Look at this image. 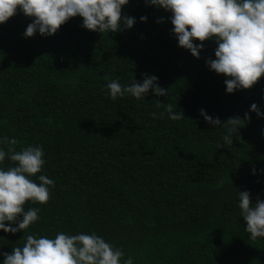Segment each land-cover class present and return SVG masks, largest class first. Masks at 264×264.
I'll list each match as a JSON object with an SVG mask.
<instances>
[{
    "label": "trees",
    "instance_id": "1",
    "mask_svg": "<svg viewBox=\"0 0 264 264\" xmlns=\"http://www.w3.org/2000/svg\"><path fill=\"white\" fill-rule=\"evenodd\" d=\"M121 15L133 25L109 33L81 27L77 15L52 35L25 38L32 18L19 9L0 24V137L15 138V151L40 145L45 162L31 179L54 181L47 202L23 206L39 208L37 221L0 230V253L30 234L95 232L122 250L121 262L264 264V238L245 232L237 194L264 200V117L249 110L255 103L264 113V74L226 93V77L205 63L212 40L193 41L203 45L195 58L177 46L170 13L128 0ZM142 74L165 95H107L110 80L127 86ZM166 104L184 118L170 120ZM200 109L221 125L243 121L232 144L222 139L232 125L214 128ZM13 164L6 155L0 167Z\"/></svg>",
    "mask_w": 264,
    "mask_h": 264
},
{
    "label": "clouds",
    "instance_id": "2",
    "mask_svg": "<svg viewBox=\"0 0 264 264\" xmlns=\"http://www.w3.org/2000/svg\"><path fill=\"white\" fill-rule=\"evenodd\" d=\"M127 3L128 0H0V24L19 9L32 18L24 29L25 38L34 33L52 35L60 25L77 15L82 18L80 26L87 30L116 32L122 27L130 28L134 23L135 18L121 15V7ZM145 3L170 13V31L177 46L188 50L193 57L198 58L203 46L194 40L215 43L214 58L205 63L209 70L226 77L223 81L226 93L247 89L264 74V0H145ZM139 19L144 22L147 18L141 16ZM142 77L141 82L133 81L127 86H122L116 79L110 80L105 85L107 95L113 100L125 95L141 100L149 89L155 95H165L166 89L155 83L157 77L150 74H142ZM159 104L158 101L157 106ZM164 107L170 120L184 118L176 108L173 110L172 105ZM249 110L258 118L264 117L255 103ZM199 114L214 128L226 123L232 125L222 137L227 144H232L233 134L243 126L239 117L229 118L221 125L218 118L207 115L204 109H200ZM150 115L157 118L155 112ZM159 115L162 117L164 112ZM244 118H248L247 113ZM261 135L264 136V129H261ZM5 143L9 147L7 153L0 147V164L6 155L14 164L0 167V230L16 233L39 219V208L29 207L25 211V202H47L49 186L54 181L43 174L31 179L45 162L40 145L29 144L15 151L12 147L17 143L15 138L0 137V145ZM237 194L245 232L253 240L264 238V200L257 199L253 203L248 191H237ZM0 256L3 257L0 264H134L130 256L121 262L122 250L95 232L68 235L58 231L52 238L26 235L22 246L13 247L10 253H0Z\"/></svg>",
    "mask_w": 264,
    "mask_h": 264
}]
</instances>
